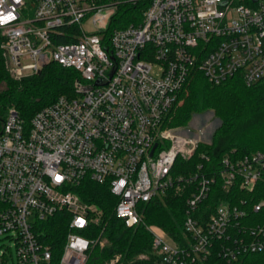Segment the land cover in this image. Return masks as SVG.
Returning <instances> with one entry per match:
<instances>
[{
  "label": "built area",
  "instance_id": "built-area-1",
  "mask_svg": "<svg viewBox=\"0 0 264 264\" xmlns=\"http://www.w3.org/2000/svg\"><path fill=\"white\" fill-rule=\"evenodd\" d=\"M0 51L15 78L49 62L78 74L73 94L30 121L10 109L0 122V236L18 264H50L42 223L59 214L69 218L57 264H85L104 245V211L80 195L87 180L107 185L127 227L142 221L139 204L185 196L181 240L146 225L148 264H264V199L222 197L254 189L264 152L182 173L176 159L211 141L167 124L198 75L264 77V0H0ZM93 225L96 238L79 232Z\"/></svg>",
  "mask_w": 264,
  "mask_h": 264
},
{
  "label": "trees",
  "instance_id": "trees-1",
  "mask_svg": "<svg viewBox=\"0 0 264 264\" xmlns=\"http://www.w3.org/2000/svg\"><path fill=\"white\" fill-rule=\"evenodd\" d=\"M123 12L119 9V14ZM116 20V19H115ZM116 22L111 21L114 27ZM78 74L71 68L49 62L39 72L21 78L12 77L6 70L0 51V122L9 110L14 109L23 121L44 106L52 103L59 95L73 94V84ZM181 103L174 108L168 126H186L192 114L211 109L221 119L210 144L200 143L189 160L176 159L175 169L182 173L194 169L198 163L217 167L224 155L240 157L255 151L264 152V77L247 86L239 77L214 85L203 75H198L182 93ZM210 154V162L200 158V152ZM81 198L95 203L104 211L103 246L98 243L91 247L85 264H108L118 257L114 264H148L153 258L152 238L146 225L154 224L164 229L173 239L183 238L185 196L157 199L139 204L142 221L127 227L113 212L115 196L107 185H99L89 180L82 184ZM231 201L247 199L257 202L264 199V178L259 180L251 192L240 190L234 196L224 195ZM252 214H255L251 212ZM260 214V213H259ZM68 216L55 215L42 223L41 240L51 248L50 264H57L67 233ZM102 225H93L79 232L87 238H96ZM145 254L148 258H140Z\"/></svg>",
  "mask_w": 264,
  "mask_h": 264
},
{
  "label": "rangeland",
  "instance_id": "rangeland-1",
  "mask_svg": "<svg viewBox=\"0 0 264 264\" xmlns=\"http://www.w3.org/2000/svg\"><path fill=\"white\" fill-rule=\"evenodd\" d=\"M182 99L183 98L181 97V101ZM181 101L176 104L174 108H176L181 103ZM220 124L221 119L216 116L211 109H206L204 111L192 114L186 126L171 127H180V133L189 135L191 134V136H196L197 138L201 137L205 141H211ZM139 257L145 259L148 256L141 254ZM0 264H18L17 252L14 242L6 238V236H0Z\"/></svg>",
  "mask_w": 264,
  "mask_h": 264
},
{
  "label": "clouds",
  "instance_id": "clouds-1",
  "mask_svg": "<svg viewBox=\"0 0 264 264\" xmlns=\"http://www.w3.org/2000/svg\"><path fill=\"white\" fill-rule=\"evenodd\" d=\"M10 18H14V17H11V15H9L8 17H4L5 20L10 19Z\"/></svg>",
  "mask_w": 264,
  "mask_h": 264
}]
</instances>
